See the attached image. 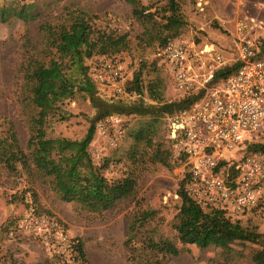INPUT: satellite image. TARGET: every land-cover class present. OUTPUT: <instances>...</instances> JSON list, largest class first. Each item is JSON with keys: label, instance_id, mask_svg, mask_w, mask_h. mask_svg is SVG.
<instances>
[{"label": "rangeland", "instance_id": "rangeland-1", "mask_svg": "<svg viewBox=\"0 0 264 264\" xmlns=\"http://www.w3.org/2000/svg\"><path fill=\"white\" fill-rule=\"evenodd\" d=\"M18 1L0 0V4L17 5ZM28 1L35 5L37 17L33 21L9 19L0 23V139L10 133L14 144L13 152L0 153V264H155V261L159 264H252L250 257L259 249L255 244H235L232 253L224 256L214 247L201 250L194 245L182 247L177 243L174 225L180 200L176 192L187 169L176 158L169 157V166L152 162V148L144 144L137 149L135 158L130 157L134 145L131 133L142 120L138 116L119 115L122 134L115 147L108 144L113 128L108 127L107 137H102L97 132L99 121L90 143H97L103 149L101 158L92 159L96 166L107 161L102 170L105 178L112 180L131 175L136 179L134 196L101 212L90 211L77 203L62 202L57 197L49 180L43 178L26 157L30 121L35 111L23 100V69L27 57L34 53L32 48H39L41 24H61L66 22L67 13L84 12L97 29L126 35V48L122 52L94 56L84 61L86 66L98 57L114 58L124 67L126 81L140 70L144 88L150 82H159L163 101H176L184 95L174 89L167 65L158 56L161 42L157 37H169L170 31L163 26L143 25L123 0ZM142 3L149 4V0H142ZM180 13L184 25L175 38L193 44L195 49L214 45L227 65H233L236 59L235 22L238 19L248 24L244 33L247 39L258 45L264 43V0H181ZM201 89L204 88L195 92ZM97 95L108 102L141 100L151 103L146 90L140 97L132 95L120 99L113 89L98 87ZM94 115L88 98L77 93L60 104L55 116L47 118L45 135L79 140L86 134ZM164 119L162 117L156 125L152 145L168 151ZM259 189L260 198L253 209L242 216H227L238 220L243 227L264 233V180ZM143 210L152 211L153 215L140 229L133 244L126 248L128 220ZM30 211L33 216L55 221L66 233L70 247L60 246L52 235L48 236L38 227H26L24 219ZM149 238L154 242L168 239L182 251L176 257L161 258L144 249ZM78 244L82 247L83 260L75 258L74 245Z\"/></svg>", "mask_w": 264, "mask_h": 264}, {"label": "trees", "instance_id": "trees-1", "mask_svg": "<svg viewBox=\"0 0 264 264\" xmlns=\"http://www.w3.org/2000/svg\"><path fill=\"white\" fill-rule=\"evenodd\" d=\"M123 1L131 6L132 15L143 25L163 26L170 31L169 37H157L161 45L169 39H175L184 25L180 13L181 0H149L146 5L142 0ZM154 7L155 11L152 12ZM34 9L35 5L28 0H19L17 5L0 4V23H6L9 19L25 23L33 21L37 17ZM90 21L91 18L84 12L71 11L67 13L66 22L57 25L45 22L39 27V48H32L34 53L27 57L23 69V100L35 111L30 121V136L26 144L28 154L25 156L33 168L49 180L52 190L62 202L77 203L90 211L101 212L112 208L119 201L132 198L137 182L131 175L108 180L102 173L107 161L102 166L93 163L88 148L93 140L96 122L110 114L138 116L142 120L131 133L134 145L130 157L135 158L137 149L144 144L152 148V162L169 166V157L176 158L172 155L170 145L168 151L162 150L159 145H152L156 125L162 117L192 108L202 99L205 89L184 95L176 101L165 102L159 82H150L144 88L141 71L138 70L129 81L125 80L123 90L129 97H140L146 90L151 103L141 100L108 102L100 99L97 95L98 86L84 61L94 56L119 54L126 48V35L97 29ZM260 49L261 54H264V43ZM237 67L238 63H234L217 70L207 87L215 86ZM77 93L88 98L95 110L84 137L79 140L46 137L47 118L55 116L60 104L72 99ZM13 149V139L9 133L5 139H0V153ZM244 151L245 154H264V141L247 144ZM176 159L185 162L184 157ZM187 180L188 173L176 192L180 200L174 225L177 243L182 247L194 245L201 250L214 247L224 256L232 253L235 244H255L259 249L251 255V263L264 264V233L243 227L221 209H201L187 193ZM152 215V211H138L128 220L124 242L126 248L133 244L140 229ZM144 249L161 255V258L176 257L182 251L168 239L154 242L150 238L145 241ZM74 253L77 260L84 259L80 244L74 245ZM155 264L159 262L155 261Z\"/></svg>", "mask_w": 264, "mask_h": 264}, {"label": "built area", "instance_id": "built-area-1", "mask_svg": "<svg viewBox=\"0 0 264 264\" xmlns=\"http://www.w3.org/2000/svg\"><path fill=\"white\" fill-rule=\"evenodd\" d=\"M235 28L238 67L215 86L207 87L227 63L214 45L195 49L181 39H169L158 56L166 63L176 91L188 95L205 89L192 108L164 119L172 155L185 159L188 195L205 211L218 208L229 216H242L256 206L264 180V154L244 151L247 144L264 141V56L260 45L245 37L246 21L238 19ZM88 71L98 87L113 89L120 99L128 96L123 90L125 70L119 61L98 57L88 64ZM108 127L113 128L108 144L115 147L122 134L120 116L110 114L100 120L97 132L105 137ZM88 150L93 159L101 158L99 144H91ZM24 224L38 227L60 246L70 247L55 221L30 211Z\"/></svg>", "mask_w": 264, "mask_h": 264}]
</instances>
